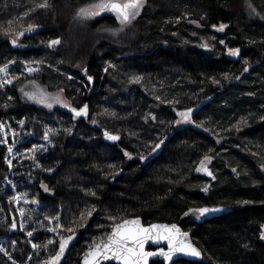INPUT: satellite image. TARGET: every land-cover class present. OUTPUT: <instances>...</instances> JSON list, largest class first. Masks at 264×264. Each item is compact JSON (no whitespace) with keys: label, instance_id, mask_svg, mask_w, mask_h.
Returning <instances> with one entry per match:
<instances>
[{"label":"trees","instance_id":"obj_1","mask_svg":"<svg viewBox=\"0 0 264 264\" xmlns=\"http://www.w3.org/2000/svg\"><path fill=\"white\" fill-rule=\"evenodd\" d=\"M42 2L0 0V67L8 65L0 72V247L8 253L0 264H44L67 228L79 236L59 264H79L92 239L120 219L172 222L199 206L238 209L187 222L202 257L173 264H264V0H146L116 34L105 30L121 27L112 14L77 17L95 0L35 8ZM29 24L40 30L17 36ZM31 81L63 90L69 107L23 98ZM213 94L190 122L175 123ZM84 105L87 115L76 117L71 108ZM205 156L208 171H197Z\"/></svg>","mask_w":264,"mask_h":264},{"label":"snow or ice","instance_id":"obj_2","mask_svg":"<svg viewBox=\"0 0 264 264\" xmlns=\"http://www.w3.org/2000/svg\"><path fill=\"white\" fill-rule=\"evenodd\" d=\"M146 0H95L94 3H91L89 5H86L84 7H81L77 11V17L80 19H91L96 16L101 15L102 13H111L114 14L115 19L121 26L119 29H112L107 28L106 31L112 32L113 34H116L118 31H123L124 26L130 25L133 20L139 16L141 9L144 7ZM50 5L48 3V0H43L42 3L36 4L35 8L40 9H47ZM251 8L252 6L249 5ZM35 8L29 9V11H34ZM29 11H26L24 13V16H27L29 14ZM252 11H255V9H252ZM12 21H8L9 27L11 26ZM38 26L29 24L27 29L25 31L31 32L34 31L35 28ZM215 27V26H213ZM227 25L221 24L219 26V30L223 31ZM5 35H9L8 29H3ZM25 31H21L17 33V36H23L25 35ZM12 44L16 45L17 39L14 37L12 38ZM60 43V40H52L49 42V46H55ZM223 43V41H221ZM229 53L233 56H238L240 53L239 49H229ZM9 63H15V61H10ZM245 71L248 69L245 68ZM8 71V65H4L3 67H0V72L7 73ZM28 72L38 71V69L34 68H27ZM88 79L91 81L92 77L89 76ZM139 79V78H137ZM11 80H8L7 83H11ZM217 82L218 81H214ZM63 91V90H61ZM25 96H27L29 99L36 101L40 104H46L47 107H51L52 103L49 102V97L44 94L41 90H37L34 92H26L24 93ZM11 99V97L9 98ZM56 103H61L59 97L51 98ZM65 107H69V105L65 104ZM87 105H84L80 109L71 108V111L74 113L76 117H80L82 115H87ZM192 109H187L183 112L179 113V116L181 117L180 120L176 121V124H180L182 122H190L191 120V113ZM155 119V117H153ZM264 119V118H262ZM21 124H23V121H20ZM238 130V129H237ZM0 131H3V125H0ZM105 136L110 140H118L119 137L115 135H110L109 133L105 132ZM44 139H48L47 132L45 133ZM0 143H6L5 140H0ZM164 143L163 140H161L159 143L155 145V147L152 149V151H155L156 149L160 148L161 145ZM37 146L34 145L33 149H30V151L35 150ZM42 147V146H40ZM9 152H12V147L8 148ZM126 156H128L129 159H131V155L128 152L124 153ZM141 160H144V156H140ZM211 157L205 156L204 160L201 161L202 167L197 168V171H208L207 168L203 167L204 161H211ZM11 160H8L9 166H11ZM235 171V169H233ZM209 176H212L211 172H208ZM213 179L215 177L213 176ZM45 190L47 191V188L45 187ZM204 191L207 192L208 188L205 187ZM91 195H95L94 192L90 193ZM244 203H247L245 201ZM93 209L86 210L85 212L80 213V219L81 221H84L86 217H91L94 211ZM222 211L221 208H208V207H200V208H194L189 209V212L193 213L194 215H197V218L200 216H204L205 214H208L210 212H218ZM189 213L186 212L185 216H187ZM20 215L23 217L25 215L24 210H20ZM51 219V218H50ZM108 219L112 221H116L115 216H109ZM75 223V222H74ZM12 228H16V222L13 220L11 224ZM21 227L23 225L21 224ZM80 227H86L85 223H81ZM98 227H104L103 225H98ZM260 239L264 240V224L260 226ZM51 232H57V228H51L49 229ZM66 231L69 233H72V235L67 236L66 238L64 236H60L59 240V250L52 256L49 257L48 260L44 261V264H59L61 257L64 254L65 248L67 245L74 239L75 232L73 228H67ZM32 232H28V236H32ZM106 238L103 236L100 238H93L91 244L89 245L88 251L84 255V261L83 264H101L102 261L114 259L120 262V264H149V258L155 257V256H161L166 261H172L173 257L178 253H183L191 256L199 257L201 256V252L199 249H197L193 244H191L188 240V233L184 232L181 233L180 229L176 224L171 225H156L151 224L148 227L143 226L139 218L132 219V220H122L119 223H113L111 225V232L106 233ZM184 237V239H178V237ZM149 240L159 241V240H166L167 241V251H165L164 248H160L157 251H146L145 250V244ZM55 241L48 240V244H54ZM33 248H37L38 245L33 244ZM247 247V245H245ZM0 252H4L5 255H8L6 250L3 247H0ZM11 259V257H9Z\"/></svg>","mask_w":264,"mask_h":264},{"label":"water","instance_id":"obj_3","mask_svg":"<svg viewBox=\"0 0 264 264\" xmlns=\"http://www.w3.org/2000/svg\"><path fill=\"white\" fill-rule=\"evenodd\" d=\"M40 30V27H36L34 31H31V32H25L26 35H31L33 33H36ZM59 39V38H58ZM54 40H57V39H54ZM60 40V39H59ZM247 68V67H246ZM214 94L213 95H210V96H207L206 98H204L203 100H201L199 103H197L196 105H194L193 107H190V109L192 110H195V111H199L205 104H207L212 98H213ZM189 109V108H188ZM110 135H114V134H111L109 133ZM104 138L107 140V141H113V140H110L108 139L105 135H104ZM164 142L167 140V137H164L162 139ZM162 146V145H161ZM200 207H208V208H221L222 211H218V212H210L208 214H205L204 216H200L199 218H197V215H194L193 213L189 212V209H194V208H200ZM242 208V206L240 207ZM185 211H183L181 213V215L177 218V220L175 221H172V222H163V221H155V222H151V223H144L142 218L139 217V216H130V217H125L123 219H120L119 221L115 222V223H119L121 222L122 220H132V219H136V218H139L141 223L143 224V226L145 227H148L149 225L151 224H156V225H171V224H176L178 226V228L180 229L181 233H184V232H187L188 233V237H187V240L193 244L197 249L200 250L201 252V256L199 257H196V256H191V255H187V254H183V253H178L176 254L174 257H173V260L172 261H166L164 260L163 257L161 256H155V257H150L149 258V264H151L153 261H158L159 263L161 264H173L175 261L179 260V259H186V260H191V261H200L201 257H202V250L201 248L194 242L193 238H192V233H191V230H188V229H184V225L187 223V222H201V221H204L206 219H210L212 217H215V216H219L221 214H224V213H227V212H230V211H233V210H237L238 208L236 207H224V206H215V207H210V206H199V207H192V208H189ZM188 212L189 214L187 216H185V213ZM109 232H111V228L109 230ZM108 232V233H109ZM72 235V233L70 234ZM69 236V235H68ZM79 236L78 233H75V236H74V239L72 241H70V243L67 245V247L65 248V251L76 241L77 237ZM67 236H65L66 238ZM104 238H106V235L104 236ZM178 239H184V237H178ZM160 248H164L165 251H167V241L166 240H159V241H154V240H149L146 244H145V250L146 251H157L158 249ZM59 250V244H58V248L56 250V252ZM88 251V250H87ZM86 251V252H87ZM55 252V253H56ZM85 252V253H86ZM54 253V254H55ZM85 253L81 256V259H80V262L79 264H83V261H84V255ZM53 254V255H54ZM101 264H120L119 261L117 260H114V259H110V260H105V261H102Z\"/></svg>","mask_w":264,"mask_h":264},{"label":"rangeland","instance_id":"obj_4","mask_svg":"<svg viewBox=\"0 0 264 264\" xmlns=\"http://www.w3.org/2000/svg\"><path fill=\"white\" fill-rule=\"evenodd\" d=\"M103 14H111V13H102L101 15H103ZM112 15H114V14H112ZM100 16V15H99ZM138 17V16H137ZM136 21V19L135 20H133L132 21V23H134ZM188 23H190V24H193V25H195V26H198L199 24H198V22H195V21H190V20H188L187 21ZM196 41H198V42H201V45L202 46H204V45H206V40L204 39H201V38H199V40L198 39H196ZM21 94H22V96H23V98H25L26 100H28V101H32V102H36V101H34V100H31V99H29L27 96H25V94L24 93H26V92H29V93H31V92H34V91H37V90H41L44 94H46L48 97H49V102H51L52 103V106L50 107V108H53V107H63L65 104V100H64V97H63V95H62V92L61 91H55V92H50V91H48L47 89H45L43 86H41L40 84H38L36 81H31V82H27V83H25L22 87H21ZM54 97H59L60 98V100L62 101L61 103H56V102H54L51 98H54ZM37 103V102H36ZM38 104H40V103H38ZM41 105H44V106H46V104H41ZM49 108V107H48ZM181 119V117L180 116H178V120H180ZM183 124L184 123H186V122H182Z\"/></svg>","mask_w":264,"mask_h":264},{"label":"flooded vegetation","instance_id":"obj_5","mask_svg":"<svg viewBox=\"0 0 264 264\" xmlns=\"http://www.w3.org/2000/svg\"><path fill=\"white\" fill-rule=\"evenodd\" d=\"M195 22H198V21H195ZM227 53L230 54L229 51ZM239 55H240V53H239Z\"/></svg>","mask_w":264,"mask_h":264}]
</instances>
